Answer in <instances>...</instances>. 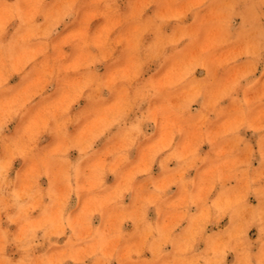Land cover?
<instances>
[{
	"label": "rangeland",
	"instance_id": "1",
	"mask_svg": "<svg viewBox=\"0 0 264 264\" xmlns=\"http://www.w3.org/2000/svg\"><path fill=\"white\" fill-rule=\"evenodd\" d=\"M14 6L17 0L0 3V26H5L0 36V166H7L6 175L0 170V200L11 205L0 212V230L7 231V239L21 232L22 222L11 221L34 201L39 207L24 219L60 214L67 199L75 233L66 229L65 235L51 237L55 247L34 249L36 264H162L181 254L188 239L182 230L200 226L204 231L196 235L193 250L183 253L186 259L212 257L211 249L229 233L242 231L245 235L223 264H243L245 251L250 264H258L264 218L257 213L264 209V195H247L242 220L225 213L205 221L199 205L192 207L195 220L181 219L179 209L188 203L184 190L172 183L174 174L160 167L169 150L153 154L169 141L178 152L199 144V152L209 157L221 146L233 147V140L217 134L237 118L231 96H247L251 126L239 130L243 141L232 155L250 160L251 174L261 171L264 63L245 77L256 78L250 87L233 85L264 57V0H19L20 16L7 11ZM29 17V23H22ZM145 92L141 110L137 93ZM212 112L206 124L210 134L202 136L201 117ZM138 117H146L141 127L150 135L140 138L129 162L123 158L129 143L125 132ZM181 129L183 135H174ZM97 166L109 185L96 193L101 199L69 195L77 185H88L90 177L99 179V168L94 176L88 171ZM149 167L175 203L164 212L150 205L141 220ZM167 167L175 170L177 162ZM205 172L201 166L187 176L202 178ZM130 176L136 177L135 191L122 193ZM25 191L27 196L15 200L16 193ZM220 191L217 184L208 200H216ZM105 197L114 203H103ZM177 221L180 228L169 235L171 242L156 253L151 240L157 234L146 239V227L151 223L167 230ZM76 236L85 239L70 245ZM23 256L17 244L8 243L0 264H18Z\"/></svg>",
	"mask_w": 264,
	"mask_h": 264
},
{
	"label": "clouds",
	"instance_id": "2",
	"mask_svg": "<svg viewBox=\"0 0 264 264\" xmlns=\"http://www.w3.org/2000/svg\"><path fill=\"white\" fill-rule=\"evenodd\" d=\"M0 3H3V0H0ZM19 0H17V6H14L12 9H8L7 11L15 13L17 16L21 15V9L18 7ZM38 6V5H37ZM68 13H65L67 16ZM30 17L28 19H22V23H29ZM255 17L253 16L249 23H254ZM234 23V22H233ZM6 25V22H5ZM4 27L0 26V36H3ZM31 30V29H29ZM21 40L23 37L20 38ZM15 46L14 44L12 45ZM264 63V57H261L260 61L253 62L251 71L249 73H245L244 76H241L233 85V89L236 87L247 88L252 85L255 77H251L250 79L245 78L251 76L252 71L258 70L259 64ZM261 76H264V71L260 73ZM87 87V83L85 85ZM141 98V102L137 105L138 109H143V102L147 99L148 93L145 92L143 94L137 93ZM102 99H107V97H102ZM232 102L238 105V114L237 118L233 120L232 124L217 135L220 138L233 140L234 144L231 148H225L223 146L216 149L215 153H213L212 157L207 155H203L199 152V144L196 148L178 152L175 145L169 141L164 146L157 149L156 153L153 156L158 155L160 152L168 149L167 155L164 157L163 161L160 164L162 173L174 174L175 178L172 180V183H178L184 190L185 199L187 200V204L179 209L180 212L183 213L181 219H193L195 220L197 217L192 213V207L199 205L203 212L205 221L209 215L220 217L225 213H230L233 219L236 218L243 219V213L245 209L242 207L247 195L249 194H261L264 195V143L261 144V165L262 169L260 172L256 174H251L253 172L251 168L250 160L240 159L238 156H233L232 153L239 146V144L243 141V137L239 136V130L244 126H251L246 119L247 114L251 111V101L245 96L241 99L238 95L231 96ZM215 115L214 112L205 114L201 117V119L205 122L204 125H201V135L207 137L210 132L206 128V124L210 123V116ZM144 118L138 117L134 123H131L126 128V136L129 138V143L127 146V151L124 153L123 158L126 161H131V151L132 149L138 145L140 142V138L147 137L150 135L147 131H144L141 125L144 123ZM3 129L0 128V132ZM183 130H177L174 135H183ZM239 136V139L236 137ZM203 142L211 143L210 140L205 139ZM94 147V146H93ZM249 155H251L249 153ZM210 159L215 160V164H210ZM177 162V168L175 170L169 169L167 165L171 161ZM201 166L206 167V172L204 177H189L187 176V172L189 170L199 168ZM99 168V179L93 181L90 177L88 181V185L80 186L77 185L75 188L71 189L69 195L75 194L78 197L83 193L85 198L91 201H97L101 198L96 195L97 192L102 191L103 189L109 187L106 182V175L102 169V167L97 166V168H90L88 171L93 174H96L97 169ZM0 170L7 173V166H0ZM136 179L135 176L128 177V185L125 186L122 190V193H132L135 189L132 187V182ZM235 180L237 183L235 186L227 183L228 181ZM144 183L148 184L147 188H142V195L146 197L144 204L141 208L140 217L143 220L146 217L148 207L155 206L160 212H164L165 210H170L173 208L175 202H171L167 199V186L161 187L159 183L156 181L155 177L151 175V169L147 170V175L145 176ZM217 184L220 185V195L214 201L208 200V194L212 191L213 187ZM225 193H229V195L225 196ZM28 192H18L15 194V200H20L23 196H27ZM39 192L36 193V200L39 199ZM117 201L122 200V194L116 196ZM103 203L112 204L113 200L105 197L103 199ZM65 205H67V199H65ZM65 205H62L61 213L55 216H49L47 218H41L37 221H32L30 219H24L28 213L36 207H39L37 202H33L29 205V208L26 209L22 215H17L15 220L11 222H16L19 220L22 222L23 227L21 232L16 235L13 240L9 241L7 239L8 233L6 230H0V253L4 251L5 246L8 243H15L19 246V250L24 253L23 258L18 262V264H36L35 260L32 257V252L34 249L38 247H43L45 244L48 245L49 248L56 246V241L52 240L51 237H59L65 235L66 229H73L75 233V225L71 219V213L68 212L65 208ZM11 207L7 202L0 200V212H4L7 208ZM257 216L260 218H264V209H262ZM264 222V221H262ZM180 228V221H177L172 225L171 229H165L164 227L155 226L151 223L146 227V239L151 237L153 233L157 234L156 239L151 240V246L156 253H160V249L163 247V244L170 243L171 241L168 239L169 235L173 231V229ZM42 230V235H38V231ZM204 231L203 226H200L195 231L191 228L188 230H182V232H186L188 235V239L185 241V246L180 250V255H178L175 259L169 261H162V264H200V261H203V264H223L224 256L230 251L232 248L239 245L240 237L245 235L242 231H234L228 234V238L226 241L222 242L217 248L211 249L214 253L212 257L209 258H200V259H186L183 256L185 252H191L192 245L196 243V235L202 233ZM84 237L76 236V238L70 239L68 243L70 245L76 244L78 245ZM262 247V258L258 261V264H264V245ZM197 251H199L197 249ZM218 257V258H216ZM159 258V256H158ZM4 264H10V261L6 260ZM43 264V262H42ZM243 264H250L249 251H245Z\"/></svg>",
	"mask_w": 264,
	"mask_h": 264
}]
</instances>
